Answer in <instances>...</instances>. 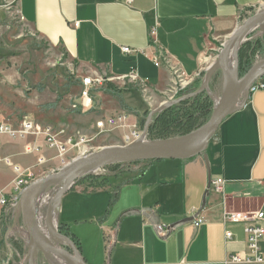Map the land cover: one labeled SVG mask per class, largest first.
Here are the masks:
<instances>
[{"label": "crops", "instance_id": "obj_1", "mask_svg": "<svg viewBox=\"0 0 264 264\" xmlns=\"http://www.w3.org/2000/svg\"><path fill=\"white\" fill-rule=\"evenodd\" d=\"M11 1L23 24L51 48L62 50L80 75L125 78L134 71L149 82L144 93L163 96L178 82L170 67H155L154 54L166 53L181 72L174 99L202 87L215 58L209 55L242 19L264 8V0ZM155 26L154 43L150 31ZM262 38L250 35L246 43ZM124 48L132 53L125 54ZM258 56L264 54H256L253 64L261 61ZM3 77L0 69V79L4 86L12 84V92L17 80ZM11 104L0 89V125L18 128L26 118L55 133L63 129L71 138L82 133L65 120L25 114ZM67 163L68 155L59 156L43 137L0 136V224L11 225L12 231L23 189ZM145 163L141 173L104 182L83 178L63 197L59 224L79 241L87 264H235L229 257L244 254L247 241L241 225L223 223L226 207L264 210V88L251 93L245 108L223 122L202 155ZM214 179L225 182L223 194L210 187ZM19 181L24 183L21 190L16 188ZM157 226L176 230L163 238ZM227 230L233 241L227 242Z\"/></svg>", "mask_w": 264, "mask_h": 264}, {"label": "rangeland", "instance_id": "obj_2", "mask_svg": "<svg viewBox=\"0 0 264 264\" xmlns=\"http://www.w3.org/2000/svg\"><path fill=\"white\" fill-rule=\"evenodd\" d=\"M252 15L254 12L242 19L241 24ZM251 36L264 37V34L258 29ZM222 44L218 46L215 53L208 57V59L215 57L213 63L217 60ZM0 57L2 58L0 69L4 71L3 78L7 81L10 78H15L17 84L13 85L12 90L17 89L21 92L18 94V92L12 91V93L9 89L11 87H8L12 84L4 86L2 79H0V89L5 91V95L9 97L10 103H12L11 108L17 107L25 114L39 113L41 118L65 120L82 131L77 137H72L74 140L78 141L81 137L91 140L90 143L70 151L67 154L68 163L82 157L84 153L88 155L105 147L128 145V137H131L135 132H143L148 118V116H144L145 111H152L161 104L175 100L174 92L173 94L169 93L172 89L166 95L155 96L153 93H144L142 91L144 88L135 83L113 82L118 93L110 92L105 87L95 93V107L90 112L80 111L78 98L83 75L78 74L77 65L62 50L51 48L27 28L17 13L16 3L11 0H0ZM263 58L258 56L257 59L262 60ZM258 83H264V78ZM222 88V75L218 72L212 80L210 89L213 95L219 98L222 95ZM31 100L34 101L30 102ZM211 103L214 110L215 105L212 99ZM211 108L208 107L209 113L198 120L197 127L209 121L213 114ZM120 115L127 116L126 122L122 124L117 122L114 127L106 124L103 129L97 127L98 123L105 124L106 120L112 117L117 118ZM57 134H59L60 139L69 140V137L72 139L71 135L67 133L63 135V129H60ZM176 137L178 136L173 134L167 136L168 139ZM160 138L156 135L149 136L147 141L167 140L165 137V139ZM140 166L142 169L137 171L139 166L113 165L100 169L85 178L104 182L109 178L130 172L141 173L147 164L143 163ZM9 228L11 225L4 227L0 224V264H24L29 253L30 238L21 220L16 226L14 225L12 231H9ZM57 228L58 232L64 235L59 229V221ZM34 264L48 263L44 256L39 253Z\"/></svg>", "mask_w": 264, "mask_h": 264}, {"label": "water", "instance_id": "obj_3", "mask_svg": "<svg viewBox=\"0 0 264 264\" xmlns=\"http://www.w3.org/2000/svg\"><path fill=\"white\" fill-rule=\"evenodd\" d=\"M264 22V8L246 19L223 43L218 55L216 66L223 79H228V88L219 105L216 104L211 84L215 76L213 70H207L202 87L191 94L166 102L150 111L146 120L143 136H147L148 128L154 116L172 106L207 93L214 102V110L209 121L201 128L188 135L154 142H134L125 146L105 147L97 152L82 156L69 162L59 172L47 175L23 189L16 203L15 226L21 220L30 238L29 253L24 264H34L41 253L48 264H55L60 260L67 264H87L81 251L68 237L61 235L58 228L53 229L50 219L55 210L59 217L61 201L66 193L81 179L94 174L100 169L119 164H133L139 162H153L165 160H190L206 152L209 142L214 138L223 122L230 116L245 108L255 84L264 78V59L254 63L248 72L240 78L238 53L254 28ZM264 34V31H262ZM239 44L237 51V82L231 77L228 67V57L231 49ZM93 172V173H92ZM52 192V198L46 210V222L49 239L43 237L35 225L32 216V205L36 196L41 193Z\"/></svg>", "mask_w": 264, "mask_h": 264}, {"label": "built area", "instance_id": "obj_4", "mask_svg": "<svg viewBox=\"0 0 264 264\" xmlns=\"http://www.w3.org/2000/svg\"><path fill=\"white\" fill-rule=\"evenodd\" d=\"M23 21V18H20ZM155 33L156 26L151 28L150 35L152 41L155 43ZM123 52L125 54L132 53L130 48H124ZM153 60L155 63V67H170L173 70V73L178 77V82L174 84L173 90L175 95L179 88L181 87L180 79L181 72L178 66H174L171 58L161 51L156 52L153 56ZM113 82L123 83L130 82L135 83L139 86H142L145 89H148L149 82L147 80H140L138 75L133 71L125 78H114L106 75L103 76H90L84 75L81 77V86H80V94L78 98V108L80 111L87 113L90 112L95 107V93L100 91L101 89L107 87L109 84H113ZM259 82V81H258ZM256 83L251 93H253L257 89L264 88V83L259 84ZM183 83V82H182ZM117 119V121H116ZM127 116L120 115L117 118L112 117L105 121V124L98 123L97 127L103 129L106 124L110 127H114L117 122L121 124L126 122ZM7 135L12 138H25L27 136H32L35 138L43 137L47 146L50 149H55L60 156L67 155L70 151L79 148L87 143H90L91 140L86 139L85 137H81L78 141L74 139H69L65 143H61L58 139L59 134L55 133V131L49 126H41L37 123L30 121L28 119H24L18 128L9 126V125H0V136ZM127 141L129 144L134 142H145L147 141V136H143V132L133 133L131 137H128ZM33 149H31L32 151ZM87 155L86 153L82 154V156ZM145 162L126 164L130 166H139L136 170L142 169L140 166ZM122 165V164H119ZM125 165V164H124ZM23 182L19 181L17 183V190H21L20 188L23 186ZM210 187L214 189L217 193H224L225 190V182L221 179H214L211 181ZM7 202L5 199L1 201L2 205H5ZM200 221L195 223V226L198 227L200 225ZM223 223L225 225H241L244 229V233L246 235L247 241V249L244 254H234L231 255L228 259L229 263L235 264H264V249L262 244L264 242V210H250V211H230L227 207L223 216ZM176 230L175 226H157L156 231L159 237L166 238L170 236ZM225 238L227 242L234 240V234L227 230L225 233Z\"/></svg>", "mask_w": 264, "mask_h": 264}, {"label": "trees", "instance_id": "obj_5", "mask_svg": "<svg viewBox=\"0 0 264 264\" xmlns=\"http://www.w3.org/2000/svg\"><path fill=\"white\" fill-rule=\"evenodd\" d=\"M264 54V37L262 39L253 40L242 46L238 53L239 61V76L243 77L253 65V60L256 54ZM107 90L118 93L113 84L107 85ZM197 90H188L181 96H185L196 92ZM211 99L207 93H203L196 98L187 100L179 105L170 107L162 113L156 115L150 124L147 132V137L158 136L160 139H165L169 135H177L178 137L185 136L199 129L205 123L197 127V122L206 113H209L208 107H212ZM150 111H145L144 116L147 117ZM165 137V138H164ZM168 139V138H167ZM60 231L69 237L81 250L80 243L67 229L60 226Z\"/></svg>", "mask_w": 264, "mask_h": 264}, {"label": "bare ground", "instance_id": "obj_6", "mask_svg": "<svg viewBox=\"0 0 264 264\" xmlns=\"http://www.w3.org/2000/svg\"><path fill=\"white\" fill-rule=\"evenodd\" d=\"M258 29H261L262 31H264V22L257 25L254 28V31H256ZM239 47H240L239 44L235 45L231 49V51L229 53V57H228V67H229V70L231 72V77L235 83L237 82V51H238ZM217 60H218V57H217ZM217 60L214 63L212 62V65L208 68L209 70H213L215 75L219 72V69L216 66ZM222 80H223V88H222L221 97L216 98L212 93V96H213L217 105L220 104L222 97L226 93L227 88H228V79H223V77H222ZM93 172L95 173V171H93ZM51 198H52V193L41 192L36 196V198L33 202V205H32V216H33L35 225L37 227V230L46 239H49V233H48V226H47V222H46V210L45 209L48 208V205L51 201ZM50 224L53 227V229L57 228V224H58L57 210H55L53 212L51 219H50ZM54 261H55V264H67V263L60 261V260L59 261L54 260Z\"/></svg>", "mask_w": 264, "mask_h": 264}]
</instances>
